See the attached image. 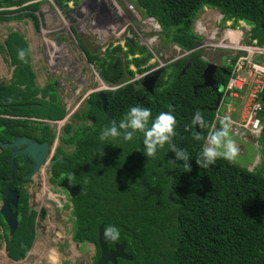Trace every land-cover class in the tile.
<instances>
[{"label":"trees","instance_id":"1","mask_svg":"<svg viewBox=\"0 0 264 264\" xmlns=\"http://www.w3.org/2000/svg\"><path fill=\"white\" fill-rule=\"evenodd\" d=\"M26 1H0V9L21 7ZM69 1L54 0V3L63 10L64 3ZM135 1L144 16L157 22L167 42L182 52L191 53L171 65V77L168 75L166 80L159 77L150 95L142 88L135 90L131 83L121 87L134 76L130 65L137 69L136 73L146 70L141 67L150 56L144 47L130 40L128 53H123L124 63L116 56V51L122 52L119 47L107 50L102 58L83 49L99 79L118 89L113 97L110 91L102 92L106 99L105 110L97 94H91L85 109L71 117L90 125L81 124L83 126L76 128L72 124L65 125L66 136L61 141L70 151L56 148L55 156L63 155L67 162L53 166L50 184L57 186L62 179H69L72 185L81 188L80 193L70 199L74 218L72 241L94 245L93 264H96L100 257L98 228L103 225L105 233L107 226L114 225L120 235L115 241L105 237L108 250L124 243V254L131 258L117 259L116 264H264V90L257 97L261 106L257 118L262 125L258 138L259 164L249 171L218 159L214 165L200 168L196 158L209 132L220 125L219 121L215 122L218 109L213 110L214 92L200 88L207 62L202 59L200 50L192 52L201 42L193 32V24L204 8L217 11L223 22H231L232 29L240 22L245 23L250 27L247 43L264 49V0ZM11 13L0 12V22L9 21V17L1 15ZM21 49L26 50V62L18 59ZM28 52L26 41L15 32L0 45L1 55L8 56L13 67L10 82L0 84V141L11 142L14 137L27 136L51 146L54 133L47 123L62 121L67 114L56 98L53 85L39 88L35 84ZM127 54L131 60H127ZM235 60L232 58L224 67L227 74L220 70L214 74L221 97L233 78ZM182 69H185L184 74L177 78ZM133 106L151 110L149 126L159 113L172 111L177 121L172 143L188 151L191 171L183 161L176 159L169 144L158 148L154 158H147L142 133H137L132 141L100 139L102 129L112 120L119 122ZM197 110L203 114L208 127L196 129L191 124ZM193 132L202 139L195 140ZM21 173L14 174L11 182L6 181L10 174L8 151L1 150L0 191L6 186L11 189L19 186L15 178L23 181L25 173ZM16 189L19 191L18 227L9 234L0 218L4 230L0 234V248L3 243L6 256L19 262L32 248L35 220L44 217V211L37 214L28 208L26 193L21 188Z\"/></svg>","mask_w":264,"mask_h":264},{"label":"rangeland","instance_id":"2","mask_svg":"<svg viewBox=\"0 0 264 264\" xmlns=\"http://www.w3.org/2000/svg\"><path fill=\"white\" fill-rule=\"evenodd\" d=\"M33 5L36 6L26 9ZM64 5L65 9L61 10L54 0H28L21 7L0 9V12H12L1 15L10 19L0 22V45L8 34H21L28 45L29 64L35 76V84L39 88L53 85L58 102L66 110L67 115L62 121L47 123L54 133L53 153L58 146L65 152L70 151L61 141L66 136L63 133L65 125L72 124L73 128L81 124L90 125L89 122L75 121L71 117L85 109V102L91 94L114 93L118 89L99 79L83 49L102 58L107 50L119 47L122 52L116 51V56L124 63L123 53H128L127 44L130 40L144 47L150 60L141 67L146 69L142 73H136L137 69L133 65L129 66L134 76L128 82L133 84H139L149 69L168 67L163 70L166 74L172 64L191 53L182 52L167 42L157 22L144 16L135 0H70ZM230 25L231 22L222 21L217 11L204 8L195 19L193 32L201 39L198 50L207 63L223 68L228 66L232 58H236L235 62L240 58H251L254 62L243 61L240 71L241 78L245 79L243 89L241 92L225 90L216 114L218 117L227 115L232 122L231 135L239 146V154L230 162L252 171L260 162L259 136L241 129L239 124L242 123L240 114L244 111V105L251 98L249 92L255 90L256 83L264 82V78L254 68L264 67V51L263 56L246 53L243 47L254 46L247 43L250 27L241 22L234 29ZM196 50L197 47L192 52ZM131 59L127 54V60ZM234 65L233 72L236 69ZM12 70L9 57L0 53V84L10 82ZM163 72L160 77L164 79ZM232 74L236 76V72ZM216 116L215 122L219 121ZM50 175L47 165L43 166L32 181L26 184L29 207L37 214L40 210L44 211V217L36 218L35 240L27 257L19 262L9 260L2 243L0 264H93L95 246L72 241L73 204L58 192L57 187L47 183Z\"/></svg>","mask_w":264,"mask_h":264},{"label":"clouds","instance_id":"3","mask_svg":"<svg viewBox=\"0 0 264 264\" xmlns=\"http://www.w3.org/2000/svg\"><path fill=\"white\" fill-rule=\"evenodd\" d=\"M150 19L154 20L153 18ZM26 54V50H19L18 59L25 61ZM150 70L153 71V69H149L148 71L151 72ZM142 78L143 76L141 77V80ZM128 83L130 82H126L121 85V87ZM225 90L228 91L227 89ZM9 102H12L11 98H9ZM257 107L259 106L257 105ZM219 109L220 105L218 110ZM151 118L152 112L149 108L133 106L127 111L125 116L119 120V122L112 120L108 126L103 128L100 134V139L106 141L110 138H121L124 141H132L137 133H142L145 149L144 154L147 158H154L157 154L158 148H163L165 144H169L176 159L183 161L186 169L191 171L189 165L191 158L188 151L186 149H178L175 144L172 143L173 138L176 136L177 124L172 111L159 113L154 119H152L151 125L149 126V120ZM217 118L219 119L220 127L208 135L205 146L196 158V163L200 168H208L209 166L214 165L218 159L233 161L239 154V149L231 135L232 122L230 117L225 115L222 117L216 116V119ZM191 124L193 126L198 125L201 129L208 127L203 114L199 110L194 113ZM258 124L259 122L257 121V125ZM192 135L197 141L202 139V137L196 132H193ZM2 230L3 228L0 226L1 235L3 234ZM119 235V229L116 226L109 225L105 228V237L107 239L115 241L119 239Z\"/></svg>","mask_w":264,"mask_h":264},{"label":"water","instance_id":"4","mask_svg":"<svg viewBox=\"0 0 264 264\" xmlns=\"http://www.w3.org/2000/svg\"><path fill=\"white\" fill-rule=\"evenodd\" d=\"M200 45L197 47L199 49ZM217 70V66L214 64H208L205 70L202 73V88L211 87L213 88L214 92L216 93V104L213 108L216 111L219 108V103L221 97V93L219 91V86L216 85L215 80L212 78L214 73ZM163 72V68L154 69L151 72L146 73L143 75V78L139 84H133L135 90H139L140 88L144 89L146 92L153 94L155 83L159 78L160 74ZM114 94V93H112ZM97 96L102 102V109H106V99L102 95L101 92H97ZM262 102H264V93L262 96ZM93 122V120H92ZM196 129H198V125H195ZM214 130H211L213 132ZM208 134V135H209ZM208 137V136H207ZM2 149L10 150V155L8 157V166L10 167V178L13 177V173L15 171V163L14 158L15 156H20L25 163L30 162V172L26 176V180H30L34 177L41 168L47 164L48 160L53 157L54 153L52 152V146H50L47 142L44 143H37L32 141L26 137H15L11 143H0ZM237 148L239 147L236 144ZM64 160L62 156H57L53 158L49 164L48 169L52 170L53 166L56 164H63ZM59 187L64 191H69L70 183L68 180H64L60 183ZM71 190L74 192H70V197L74 198L77 196L81 188L79 186L73 187ZM3 203L0 209V218L3 224L6 226L10 234H13L18 227V214L16 212L17 205H18V193L16 191H12L9 188L6 189L4 194L2 195ZM98 246L100 249V257L97 260L96 264H116L117 259L122 260H130L131 258L124 254V243L119 246H115L113 250H108L107 244L108 240L105 238V233L103 230V225L99 226L98 228Z\"/></svg>","mask_w":264,"mask_h":264},{"label":"built area","instance_id":"5","mask_svg":"<svg viewBox=\"0 0 264 264\" xmlns=\"http://www.w3.org/2000/svg\"><path fill=\"white\" fill-rule=\"evenodd\" d=\"M201 47V46H200ZM246 51V53H248L249 55H261L263 56V51L264 49L256 47V46H251V47H243ZM247 60V62H252L251 58H240L238 61L235 62V67L236 69L234 70V74L236 72V76H234L228 86H227V90L232 92H241V90L244 87V82L245 79L241 78V74L240 71H242V65H243V61ZM254 63V62H252ZM254 68L256 69V73L258 75H261L264 78V67H256L254 66ZM250 89V88H249ZM264 90V82L260 83H256V87L254 91H250L249 95H250V101L246 102V104L244 105V111H242V113L240 114L241 118H242V123L239 124V127L241 129H245L247 130L250 134L254 135V136H259L262 130V125L260 123L259 118H257V112L261 109L260 104L257 101V97L258 95L263 92ZM257 105L259 107H257ZM247 109V111H246ZM257 121L259 122V124L257 125Z\"/></svg>","mask_w":264,"mask_h":264},{"label":"flooded vegetation","instance_id":"6","mask_svg":"<svg viewBox=\"0 0 264 264\" xmlns=\"http://www.w3.org/2000/svg\"><path fill=\"white\" fill-rule=\"evenodd\" d=\"M205 61V60H204ZM206 62V61H205ZM187 65H188V62L186 63ZM208 64H212V63H207V65ZM176 65V64H175ZM214 65H216V64H214ZM217 66V65H216ZM188 67V66H187ZM207 67V66H206ZM205 67V68H206ZM168 68V67H167ZM166 68V69H167ZM205 70V69H204ZM203 70V71H204ZM218 70H220V71H222L223 73H226V71L224 70V67L222 68H220V67H218L217 66V70L216 71H218ZM184 72H185V69H182L181 70V72H179V74L177 75V78L180 76V75H183L184 74ZM172 73V69H170L169 71H167L166 72V74H165V71L163 72V74L165 75V77H164V79L165 78H168V75L171 77V74ZM215 74V73H214ZM227 74V73H226ZM160 77V76H159ZM212 78L214 79V75L212 76ZM159 79V78H158ZM157 79V80H158ZM201 79H202V77H201ZM215 80V79H214ZM216 82V81H215ZM202 84H203V82H202ZM202 84L200 85V88H202ZM216 85L217 86H219V84L216 82ZM205 88H210L212 91L214 90L213 88H211V87H205ZM205 88H202V89H205ZM144 90V89H143ZM145 91V90H144ZM146 92V91H145ZM214 92V91H213ZM147 93V92H146ZM214 94H215V96H217L216 95V93L214 92ZM150 95H152V94H150ZM114 95L112 94V97H113ZM221 101H222V98L220 99V103H221ZM220 103H219V105H220ZM215 104H216V102H215ZM215 106V105H214ZM18 137V136H17ZM20 137H26V138H29V137H27V136H20ZM15 138V137H14ZM13 138V139H14ZM12 139V140H13ZM29 139H31L32 141H35V142H37V143H44V142H38V141H36V140H34V139H32V138H29ZM0 143H2V144H5V143H11V142H2V141H0ZM52 146V145H51ZM1 150H4V149H2L1 148V146H0V153H1ZM4 151H8V157H9V155H10V150L9 149H6V150H4ZM56 152V151H55ZM55 152H54V155H53V157H51V159H49L48 160V162H47V164H45L44 166H46L47 165V172L49 173V174H51V170H49L48 169V164H49V162L53 159V158H55V157H57V156H62L63 157V155H57V156H55ZM64 160V159H63ZM16 162H18L19 164H18V166L16 165ZM64 162H67V161H65L64 160ZM14 163H15V166H16V168H15V171H14V173H13V177L12 178H10V174H9V178H7L6 179V181L7 182H11L13 179H14V174H23V173H21V171H23L24 173H25V178H24V180L22 181L19 177H17V178H15L19 183H20V185L19 186H13L14 188L13 189H11V187L10 186H6V188H5V190L3 191V192H1L0 191V209H1V207H2V201H3V198H2V195L4 194V192L6 191V189H10V190H12V191H16L17 193H18V198H19V191L16 189V188H21L25 193H26V195H27V197H28V194H27V190H26V184L27 183H29L30 181H32V179L34 178V177H32L30 180H26V176L28 175V173L30 172V162L28 161V163H25L24 161H23V159L20 157V156H15V158H14ZM22 166V167H21ZM26 168V169H25ZM40 172V171H39ZM38 172V173H39ZM37 173V174H38ZM50 178H51V175H50V177H49V179L47 180V183H49L50 184ZM64 180H68L69 181V183H70V189H69V191L67 192V191H64L63 189H61L60 187H59V185H60V183L62 182V181H64ZM61 182L57 185V186H54V187H57L58 188V192H61L65 197H67L68 199H72L71 197H70V192H74V190H71L73 187H75V186H77V185H72L71 184V182H70V180L69 179H62L61 180ZM47 195V194H46ZM76 197V196H75ZM28 201H29V198H28ZM28 208H30L29 207V204H28ZM31 209V208H30ZM41 211V210H40ZM35 222H36V220H35ZM3 231L4 230H2V233H3Z\"/></svg>","mask_w":264,"mask_h":264},{"label":"crops","instance_id":"7","mask_svg":"<svg viewBox=\"0 0 264 264\" xmlns=\"http://www.w3.org/2000/svg\"><path fill=\"white\" fill-rule=\"evenodd\" d=\"M8 35H9V34H8ZM8 35L6 36L5 41L7 40ZM18 35L21 36L22 39L25 41V39L23 38V36H22L21 34L18 33ZM5 41H4V42H5ZM4 42H3V43H4ZM1 46H3V44H2ZM146 64H147V63H146ZM92 69L94 70L93 67H92ZM129 70H130V69H129ZM94 71H95V70H94ZM102 84H103V83H102ZM43 88H44V87H43Z\"/></svg>","mask_w":264,"mask_h":264}]
</instances>
